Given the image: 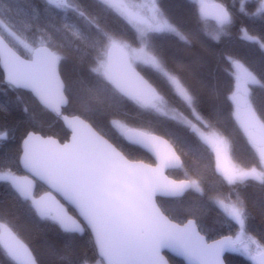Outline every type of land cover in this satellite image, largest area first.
<instances>
[{"label":"snow or ice","instance_id":"1","mask_svg":"<svg viewBox=\"0 0 264 264\" xmlns=\"http://www.w3.org/2000/svg\"><path fill=\"white\" fill-rule=\"evenodd\" d=\"M193 2L199 6L198 19L206 21V0ZM44 3L62 10L63 15L57 13L58 18L44 26L25 24L23 31L0 16V68L7 88L30 90L38 105L63 119L71 129V140L61 144L28 132L18 154L0 157V182L7 184L15 198L40 221L50 222L69 237L87 236L91 257H76L71 244H66L61 259L69 260V264H169L164 255L167 250L184 257L188 264H225L226 253L242 254L253 264H264V241L249 234L250 213L238 192L232 199L231 194L221 197L214 189L202 187L203 178L169 180L164 170L181 167V162L168 141L113 118L121 115L127 101L171 116L212 145L221 184L226 182L235 189L258 181L264 190V106H253L248 87L264 89V72L257 79L238 59L226 58L235 77V91L225 99L235 105L236 119L259 166L222 165L225 141L214 133L206 136L198 127L210 125L201 115V94L184 78L183 73L190 69L169 68L154 34H168L187 45L194 41L169 21L158 0L147 4L137 0ZM212 8L215 31L201 28L193 35L199 38L202 32L219 41L235 24V0L232 10L224 3L213 4ZM238 13L259 17L264 23V0H240ZM121 18L126 25L118 23ZM128 26L134 30L131 35ZM240 31L264 51V34L251 35L244 27ZM133 43L139 46L133 47ZM69 58L83 66L84 74L75 90L66 89L58 74V65ZM138 68L161 80L171 93L170 100ZM173 101L188 115L170 108ZM69 104L77 105L80 114L71 118L63 115L62 107ZM222 116L220 109L210 113L212 118ZM12 132L0 130V141L10 138ZM121 138L150 151L157 161L155 167L131 158ZM19 166L26 174L13 170ZM37 181L48 189L39 196L34 191ZM189 190L199 194L197 201L185 209L186 222H176L169 210L158 204L157 197H180ZM210 205L219 210L229 229L236 228L233 234L211 242L201 234L200 217ZM5 214L6 209L0 208V250L5 258L10 264H40L10 222L3 219Z\"/></svg>","mask_w":264,"mask_h":264},{"label":"trees","instance_id":"2","mask_svg":"<svg viewBox=\"0 0 264 264\" xmlns=\"http://www.w3.org/2000/svg\"><path fill=\"white\" fill-rule=\"evenodd\" d=\"M158 2L169 21L194 41L193 44L187 45L171 35L154 34L156 43L162 50L169 68L190 69L183 75L188 84L201 94V115L205 118V123L210 125L203 129L216 133L227 141L230 157L235 165L254 166L256 164L254 152L235 121L231 100L225 99L232 93L235 82L226 58L232 56L238 59L246 67H249L250 71H253L257 79H260V73L264 72V51L250 43L241 34L240 29L241 27L248 28L249 34L260 35L264 34V23L260 21L259 17L240 15L238 13L240 0H235L237 17L228 34L222 36L219 41L211 40L202 32L197 38L193 34L200 32L201 28L209 33L214 32L216 23L199 20L198 6L193 1L158 0ZM212 2L224 3L230 10L233 8V0H212ZM245 6L248 7L247 4ZM250 11H254V8H251ZM57 13L60 16L63 15L62 10L51 8L44 3V0H0V16L11 21L21 31L25 24H31L34 27L48 24L58 18ZM118 23L126 25L122 18ZM128 27L129 35H131L134 30L130 26ZM24 34L29 35L30 33L24 32ZM129 42L132 43V41ZM132 46H138V43H133ZM137 70L141 71L140 68ZM59 73L65 88L69 90H75L78 87V81L84 74L83 66L72 58L60 63ZM141 75L148 78L166 100H170L171 93L161 80L147 70L141 71ZM261 82L264 83V80ZM250 99H252L254 107L264 106V89L253 85ZM169 107L175 108L185 116L188 115L177 102H170ZM214 109L222 110L223 116L219 119L210 117V113ZM30 111L36 114V119L29 115ZM62 113L69 116L80 114L75 104L67 105ZM113 118L127 127L148 131L171 143L182 160L179 170L168 172V176L172 179L180 181L188 177L203 178L202 187L214 189L221 197L231 194L232 199H235L238 192L246 200L250 213L247 222L249 234L264 241V190L261 189L258 181H252L247 186L239 185L235 189H232V186L227 185L226 182L221 184L222 178L215 172L214 160L209 148L186 125L172 118L161 116L132 101H127L121 109V115ZM88 122L93 123L92 121ZM93 126L95 127L94 124ZM109 126H111L110 122ZM3 129H12L13 132L10 134V138L0 141L2 142L0 157L5 154H18L22 140L30 131L44 137H54L61 143L65 142L69 136L59 117L41 108L29 93L7 88L0 71V130ZM113 132L116 133V129L113 128ZM122 142L131 158L152 163L144 152L129 146L123 140ZM13 170L21 175L20 167L13 168ZM43 191L44 189L40 185L36 186L37 194ZM198 196V193L190 191L181 199H158L157 202L169 210L176 222L180 220L186 222L185 209L195 203ZM0 208L6 209L3 219L10 222L13 231L29 247L33 255L39 258L40 264H69V260L61 259L66 254V244H71L72 251L78 258H83L85 255L92 256V249L86 243L87 236L69 237L50 222L40 221L30 213L26 204L15 198L13 191L3 182H0ZM223 219L215 206L210 205L205 208L200 217V223L203 228L202 232L209 241L220 238L222 235L233 234L236 231L235 227L229 229ZM72 258L69 256V259ZM167 258L170 264H183L178 260ZM225 262L226 264H251V261L248 262L237 254L226 256ZM0 264H10L2 250H0Z\"/></svg>","mask_w":264,"mask_h":264},{"label":"water","instance_id":"3","mask_svg":"<svg viewBox=\"0 0 264 264\" xmlns=\"http://www.w3.org/2000/svg\"><path fill=\"white\" fill-rule=\"evenodd\" d=\"M217 3H218V2H214V3L207 4V5H208V8L206 9V11L209 13L207 20L210 21V22H213V23H216V22H215V20L212 18V15H211V13L214 11V9L212 8V5H213V4H217ZM198 11H199V7H198ZM59 66H60V65H58V74H59V76H60V73H59ZM0 71H1V73H2V78L4 79L3 69L0 68ZM60 80H61V82L63 83L61 76H60ZM63 84H64V83H63ZM18 91L25 92V93H29V94L32 96V98L34 99L32 93L30 92V90H28V89H18ZM34 100H35V99H34ZM39 106H40L41 108H43L44 110H46V111H48V112H50V113L56 115V114H55L54 112H52L51 110H49V109H45L42 105H39ZM66 107H67V105H66V106H63L62 109H61V111H62L63 109H65ZM66 116H68V115H66ZM68 117L71 118V117H73V116H68ZM59 120H60L61 124L63 125L64 129L67 130V132H68V134H69L67 140H66L65 142H63V143H67V142H69V141L71 140V135H72V133H71V129L67 127V125L64 123L63 119H61V118L59 117ZM34 133H35V132H34ZM35 134H36V135H39V136H42V135H40V134H38V133H35ZM153 135H155V134H153ZM156 136H158V135H156ZM245 136H246V135H245ZM42 137H43L44 139H47V138H49L50 136H47V137L42 136ZM158 137H160V138L163 139V140H166V139H164V138L161 137V136H158ZM25 138H26V136H25ZM25 138H24V139H25ZM51 138L57 140V139L54 138V137H51ZM246 138H247V136H246ZM122 140H123V138H122ZM57 141H58V140H57ZM58 142H59V141H58ZM124 142H125L126 144H128L129 146H131V147H134V148H137V149L141 150V151L144 152L147 156H149V158H150L151 161H152L151 165H152L153 167H155L157 161H156L155 156H154L150 151H148V150L145 149V148H142L141 146H132V145H130L127 141H124ZM22 143H23V140H22V142H21L20 151L22 150ZM59 143H61V142H59ZM63 143H61V144H63ZM168 143L171 145V143H170L169 141H168ZM171 146H172V145H171ZM172 148H173V146H172ZM173 150L175 151L174 148H173ZM175 152H176V151H175ZM176 154H177V153H176ZM177 155H178V154H177ZM178 156H179V155H178ZM180 162H181V166H182V160H181V158H180ZM144 163H146V162H144ZM147 164H150V163H147ZM19 167H20V169H21V172L23 173L22 175L26 174V173L24 172L22 166H19ZM180 168H181V167L174 168V169H165V170H164V175L167 176V178H168L169 180H174V179H172L171 177L168 176V172L176 171V170H179ZM175 181H177V180H175ZM180 181H181V180H180ZM177 182H179V181H177ZM37 184H38V185H41V186L45 189V191L48 190V189H47V186L44 185L42 182L37 181V182H36V185H37ZM34 191H36V186H35V188H34ZM190 191H191V190H189L188 192H190ZM188 192H186L185 194H187ZM43 193H44V192H43ZM43 193H41L40 195H42ZM185 194H184L183 196H180V197L158 196V197H157V200H158V199H160V200L181 199L182 197L185 196ZM77 236H78V235H77ZM205 238H206V237H205ZM206 239H207V238H206ZM217 239H218V238H217ZM209 242H211V240H210ZM236 254H237V253H226V254H225V257H226V256H234V255H236ZM164 255H165L166 258L169 257V258H172V259H174V260H178V261L182 262L183 264H188L187 260H186L184 257L177 256V255H175L174 253H171V252H169V251H167V250H165ZM225 257H224V259H225ZM167 259H168V258H167ZM169 264H170V263H169ZM225 264H226V262H225ZM251 264H253V261H251Z\"/></svg>","mask_w":264,"mask_h":264},{"label":"rangeland","instance_id":"4","mask_svg":"<svg viewBox=\"0 0 264 264\" xmlns=\"http://www.w3.org/2000/svg\"><path fill=\"white\" fill-rule=\"evenodd\" d=\"M191 1H193V0H191ZM137 2L138 3H145V4H147V3H149V0H137ZM206 3L207 4H210V3H214V2H212V0H206ZM197 5V4H196ZM198 6V5H197ZM199 7V6H198ZM139 46V45H138ZM138 46H133V47H138ZM246 67V66H245ZM235 78V77H234ZM234 81H235V79H234ZM252 86L253 85H249L248 87H249V93H250V91H251V88H252ZM233 91H235V82H234V87H233V90H232V92ZM232 94V93H231ZM231 94H230V96H231ZM232 102V101H231ZM232 105H233V116H234V118H235V121H236V123H237V125L240 127V125H239V122H238V120L236 119V116H235V111H236V109H235V105L233 104V102H232ZM157 113V112H156ZM159 115H161V116H164V117H167V118H172L171 116H165V115H163V114H161V113H158ZM29 115H31V117H33V118H35L36 119V114L34 113V112H31L30 111V114ZM175 120V119H174ZM176 121H178V120H176ZM179 122V121H178ZM126 126V125H125ZM198 127H200L201 128V131L202 132H204V134L207 136V135H211V134H213V132H208V131H205L204 129H203V127H201L200 125H198ZM190 129V128H189ZM190 131H192L191 129H190ZM241 131H242V129H241ZM193 132V131H192ZM243 132V131H242ZM194 133V132H193ZM118 134V133H117ZM200 140H201V142L204 144V145H206L208 148H209V150H210V152L212 153V156H213V160H214V169H215V172L222 178V176H221V173H220V171L218 170V168H217V155H216V151L214 150V148L212 147V145L211 144H209V143H207V142H205L203 139H201L200 138V136H199V134H197V133H194ZM216 136H218V137H220V138H222L220 135H218V134H216V133H214ZM244 134V133H243ZM245 135V134H244ZM224 141H225V152H224V156H223V158L221 159V161H220V163L222 164V165H226V164H229V163H231V164H234V162L232 161V159H231V157H230V153H229V145H228V143H227V141L224 139V138H222ZM2 142H0V144H1ZM253 150V149H252ZM253 152H254V150H253ZM256 157V156H255ZM255 167H258L259 166V160H258V158L256 157V164L254 165ZM254 166H252V167H254ZM228 226V225H227ZM202 235H204L205 236V234L202 232L201 233ZM237 255H240V256H242V258L244 259V260H246V261H248V262H250L251 260L250 259H248L247 257H245L244 255H242V254H238L237 253Z\"/></svg>","mask_w":264,"mask_h":264},{"label":"flooded vegetation","instance_id":"5","mask_svg":"<svg viewBox=\"0 0 264 264\" xmlns=\"http://www.w3.org/2000/svg\"><path fill=\"white\" fill-rule=\"evenodd\" d=\"M22 174H23V173L21 172V175H22ZM37 185H38V184H37ZM37 185H36V186H37ZM40 186H41V185H40ZM41 187H42V186H41ZM42 188H43V187H42ZM43 189H44V188H43ZM43 192H45V189H44ZM43 192H42V193H43ZM35 193H36V191H35ZM36 194H37V193H36ZM40 194H41V193H40ZM40 194H37V195L39 196Z\"/></svg>","mask_w":264,"mask_h":264},{"label":"bare ground","instance_id":"6","mask_svg":"<svg viewBox=\"0 0 264 264\" xmlns=\"http://www.w3.org/2000/svg\"><path fill=\"white\" fill-rule=\"evenodd\" d=\"M63 110H64V109H63ZM63 110H62V111H63ZM63 115H66V114H63ZM68 116H69V115H68ZM173 148H174V147H173ZM150 164H151V163H150Z\"/></svg>","mask_w":264,"mask_h":264}]
</instances>
